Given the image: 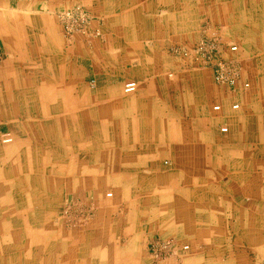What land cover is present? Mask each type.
I'll return each mask as SVG.
<instances>
[{
    "label": "crops",
    "instance_id": "obj_1",
    "mask_svg": "<svg viewBox=\"0 0 264 264\" xmlns=\"http://www.w3.org/2000/svg\"><path fill=\"white\" fill-rule=\"evenodd\" d=\"M54 1L87 32L0 19V264H264V0ZM204 38L238 46L236 93L174 52ZM160 239L190 249L157 261Z\"/></svg>",
    "mask_w": 264,
    "mask_h": 264
},
{
    "label": "built area",
    "instance_id": "obj_2",
    "mask_svg": "<svg viewBox=\"0 0 264 264\" xmlns=\"http://www.w3.org/2000/svg\"><path fill=\"white\" fill-rule=\"evenodd\" d=\"M60 22L65 28V32L69 38H73L78 33H86L90 25L94 20L93 14L84 5H75L74 7L61 10L57 14ZM198 55L201 61L205 64H211L214 71V78L216 83L225 87L236 88L239 82L238 68L234 60H229L224 56H221L219 52L218 44L212 41V39L205 38L198 45ZM230 51L235 53L238 51L237 45L230 46ZM187 54V51H185ZM250 83H245L244 87L248 88ZM138 88V82L130 81L124 86L126 93H132ZM221 105H216L215 110L220 111ZM234 109L239 108V104L233 105ZM222 132H228L227 126L222 127ZM14 140L11 133H5L3 135V141L10 143ZM109 193L108 196H111ZM73 205L66 207L64 215L68 219L73 213ZM190 249L189 245L179 246L173 239L157 240L151 245L150 253L155 260H163L171 256L179 255L184 251Z\"/></svg>",
    "mask_w": 264,
    "mask_h": 264
},
{
    "label": "rangeland",
    "instance_id": "obj_3",
    "mask_svg": "<svg viewBox=\"0 0 264 264\" xmlns=\"http://www.w3.org/2000/svg\"><path fill=\"white\" fill-rule=\"evenodd\" d=\"M34 2H33L34 4H29L28 5V3H26V4L24 3L23 5L18 6V4L16 2H13L12 0H0V14L2 16V18H0V19H3L4 23H6L7 22L6 18H8L9 14L11 13V15L13 14L14 17L19 18V20H20V21H18L15 18L16 27L17 26L18 27L21 26V27H24V28H26V27L27 28H31L32 27V22H33V24H38L36 26H39V27L42 26L43 27L44 26V24L42 22L43 20H40V19H42L41 17H44V18L46 17V19H48V25L50 26L49 28H55L54 25L55 24H58V22H57L58 20H56L57 18L55 17V15L58 14V12L55 11L56 10V5H55L56 2L54 0H44V1L43 0H37V1H34ZM7 23H9V22H7ZM63 30H64V33H65L66 38L68 40H72V38H69L68 35L66 34L65 28H63ZM204 39H202V40H204ZM202 40H200L197 43V45L193 48L192 51L187 50V49H183V48H176L174 50V52L181 53L184 56H188L191 52H193L195 54V56H196V59L199 60V61H201V58L198 55V52H197L198 50L197 49H198L199 43ZM212 41H214L215 43L218 44V47L220 49L219 52L221 53V56H224V51L221 48V45H220V43L218 41V38H214V39H212ZM185 51H187V54H185ZM229 51H230V47H229ZM19 53H20L19 54L20 56L24 55L22 53V51L21 52L19 51ZM12 54L14 55V53H12ZM234 54H236V53H234ZM234 54L232 53L230 55L236 56L237 59H235L234 57H230L228 59L235 61V64L237 65V68H238V75H239V81H240L241 76H242L241 75L242 67L239 64V60H242V58L240 57V55H238V53L236 55H234ZM11 58H14V57H11ZM12 63H16V65H17L16 68L18 69V72H20L19 74L23 75V73L26 70V69L24 70V65L26 64V61L23 58L18 59V60H16L14 58V60H13ZM203 64H205V63L203 62ZM205 65H208V66L212 67L211 64H205ZM31 72H32V69L29 71V74H31ZM4 75L6 77L7 75H10V73H5ZM245 83H247V82H245ZM214 84H216L219 87V89L221 88L220 91L222 90V93L224 95H226V96H228L230 94L229 93L230 91H233V93H236L239 90L238 89V85L234 89L232 87H225V86L219 85L218 83H216V81L214 82ZM238 84H239V82H238ZM249 87L248 88H245V89H249ZM251 87H252V85H251ZM256 87H258V85ZM254 89H255V86L252 89H250V90H244V91H249L250 92V91H253ZM4 90L5 89H4V86H3L1 88V90H0V92L2 93ZM8 90H10L9 86H7V91ZM16 90L17 89L13 88L12 91L15 92ZM21 91L23 92V90H21ZM233 93H232V95H233ZM12 102H13V100L11 101V100L1 99V101H0V112H1V110H2V112H4L5 107H7ZM17 102H24V101H20L19 100ZM25 102L30 103L29 100L28 101H25ZM235 110H237V109H235ZM213 111H214L215 114L221 115L223 113V111H224V108H222V110H220V111H217V110L213 109ZM230 112L234 113L232 110ZM10 125L11 124L6 123L3 120H0V147H2V148L3 147H10V146H12L16 142L15 134L11 131V128H10V127L13 128L14 125L13 126H10ZM5 133H11V135L14 136L13 137L14 140L12 142H10V143L4 142L3 141V135ZM223 133H226V132H223ZM23 183H24V181H23ZM2 186H3V182L0 181V187H2ZM2 199H3V197H2ZM62 215H64V213H62ZM59 216H61V214Z\"/></svg>",
    "mask_w": 264,
    "mask_h": 264
},
{
    "label": "bare ground",
    "instance_id": "obj_4",
    "mask_svg": "<svg viewBox=\"0 0 264 264\" xmlns=\"http://www.w3.org/2000/svg\"><path fill=\"white\" fill-rule=\"evenodd\" d=\"M37 232H39V231H37Z\"/></svg>",
    "mask_w": 264,
    "mask_h": 264
}]
</instances>
